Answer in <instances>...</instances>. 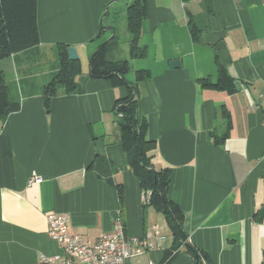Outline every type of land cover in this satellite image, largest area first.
<instances>
[{
	"label": "crops",
	"instance_id": "1",
	"mask_svg": "<svg viewBox=\"0 0 264 264\" xmlns=\"http://www.w3.org/2000/svg\"><path fill=\"white\" fill-rule=\"evenodd\" d=\"M132 1L38 0L40 43L1 59L22 104L0 119V264H42V256L62 254L49 234L53 212L67 214L68 231L91 244L113 230L121 212L128 236L152 243L134 264H196L184 243L164 262L172 231L144 200L127 162L114 106L132 87L92 74L93 55L101 50L107 61L123 43L119 28L126 29L128 55L108 62H128L124 76L156 141L152 162L171 168L169 196L185 214L188 242L217 264L264 263V0H145L140 57L132 55L127 26ZM61 42L77 48L80 85L68 95L60 89L48 112L41 89L56 67L40 61ZM219 65L236 92L200 82L216 83ZM140 68L151 76L135 82ZM223 105L232 127L217 144L214 134L226 131ZM117 182L125 188L123 208Z\"/></svg>",
	"mask_w": 264,
	"mask_h": 264
},
{
	"label": "trees",
	"instance_id": "2",
	"mask_svg": "<svg viewBox=\"0 0 264 264\" xmlns=\"http://www.w3.org/2000/svg\"><path fill=\"white\" fill-rule=\"evenodd\" d=\"M37 2L38 0H0V61L40 43ZM147 13L145 0H133L128 5L127 26L131 33L130 46L134 57L145 55L146 48L141 44V35ZM104 28L103 26L102 30ZM105 44L103 43L102 46ZM69 46L68 43H57V68L51 73L47 82L42 85L41 94L48 112L51 110L52 100L57 96L60 89L67 95L79 90L80 84L77 77L82 72V61L81 58H70ZM100 53L101 50L92 57L93 76L118 77L121 83L132 87L128 96L117 100L114 111L119 121L121 142L126 152L127 162L141 183L147 199L146 203L154 205L164 213L174 237L173 245L166 251L164 262L171 260L178 252V247L184 243L188 246L189 252L195 256L196 264H217L205 250H201L188 242V234L184 228L185 214L178 201L169 196L171 168L157 169L153 165L150 152L155 148L156 141L148 136V118L139 113L138 96L134 93L136 88L128 83L129 81L124 76L128 67L127 60L111 64L106 60H101L99 58ZM150 76L151 71L148 68L137 69L135 82H141ZM200 82L204 86H216L227 90L229 93L237 91L235 80L222 65H219L216 83H213L210 77L201 78ZM21 104L22 100L13 94L6 75L0 67V119H6L9 114L20 110ZM222 115L225 119L226 131L221 135L214 134L217 144L224 142L226 134H228L227 131L232 127L231 113L225 105L222 106ZM115 185L123 208L125 203L124 184L117 182Z\"/></svg>",
	"mask_w": 264,
	"mask_h": 264
},
{
	"label": "built area",
	"instance_id": "3",
	"mask_svg": "<svg viewBox=\"0 0 264 264\" xmlns=\"http://www.w3.org/2000/svg\"><path fill=\"white\" fill-rule=\"evenodd\" d=\"M264 95V91H263ZM37 177L30 178V181ZM144 200L147 201L146 196ZM49 234L57 240L62 254L42 256V264H134L131 260L152 246L147 237L128 236L124 218L119 212L111 232L101 235L91 244L79 233L68 231V215L53 212L48 215ZM163 237H158L161 242ZM149 264H158L150 259Z\"/></svg>",
	"mask_w": 264,
	"mask_h": 264
},
{
	"label": "rangeland",
	"instance_id": "4",
	"mask_svg": "<svg viewBox=\"0 0 264 264\" xmlns=\"http://www.w3.org/2000/svg\"><path fill=\"white\" fill-rule=\"evenodd\" d=\"M118 33H119V36L121 37V41H123V43L121 42V45H120L119 49H115L112 52L113 56L108 57L107 61H112V59L120 58V57H124V56L128 55V49H127L128 45H127V43H125L126 29L119 28V32ZM123 47H124V50H123ZM40 62H41V67H44L45 69L52 68L53 64L57 68V64H58L57 52L54 53V51L51 50L50 48L47 49L46 52H45L44 58ZM28 65L29 64H26V66H28ZM47 79H48V77L46 78V80ZM15 83L17 84L16 80L14 81V85H15Z\"/></svg>",
	"mask_w": 264,
	"mask_h": 264
},
{
	"label": "water",
	"instance_id": "5",
	"mask_svg": "<svg viewBox=\"0 0 264 264\" xmlns=\"http://www.w3.org/2000/svg\"><path fill=\"white\" fill-rule=\"evenodd\" d=\"M108 7H109V5L107 6V9H108ZM108 13H109V11L107 10L105 15L107 14V16H108L109 15ZM68 53H69L70 58H72V59H79L80 58V55L77 51V48L73 45H70L68 47ZM178 65H179L178 60H172L171 61V66H173V67L177 66L178 67Z\"/></svg>",
	"mask_w": 264,
	"mask_h": 264
}]
</instances>
